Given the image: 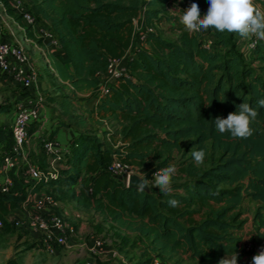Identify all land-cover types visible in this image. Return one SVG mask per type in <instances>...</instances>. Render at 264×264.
I'll return each instance as SVG.
<instances>
[{
	"label": "trees",
	"instance_id": "16d2710c",
	"mask_svg": "<svg viewBox=\"0 0 264 264\" xmlns=\"http://www.w3.org/2000/svg\"><path fill=\"white\" fill-rule=\"evenodd\" d=\"M4 1L10 14L16 15L10 0ZM29 1V10L46 19L57 36L62 53L56 55L55 68L76 89L97 87L111 58L127 59L126 73L100 96L96 108L102 118L109 115L122 123V143L118 132L109 145L80 131L63 158L60 176L48 181L47 187L94 210L105 222L147 237L157 258L166 264L164 257L172 260L181 253L198 264H216L234 254L240 258L242 236L236 231L244 221L238 222L236 211L246 197L261 200L264 208V107L258 104L264 99V40L257 39L251 54L259 63L254 67L227 32L209 28L189 34L180 21L182 15L171 14L167 6H179L183 14L196 0ZM199 3L205 15L208 0ZM255 3L264 9V0ZM140 14L143 25L156 31L146 32L136 42L134 21ZM162 22L170 23L177 40L157 32ZM211 33L222 50L207 46L205 36ZM243 102L258 112L253 135L234 139L230 133H219L215 118H226ZM6 111L9 108L0 104V113ZM0 139L5 147L13 142L7 124L0 126ZM184 139H190L188 150L202 149L207 155L210 146L219 157L206 169L193 163L182 166L187 179L173 182L170 194L156 187L146 192L128 186L111 170L116 159L145 167L164 157L166 149H181ZM168 162L165 158L154 171ZM88 181L91 190L81 187ZM21 189L22 195L0 193V217L24 199L26 191ZM170 199L180 201L179 206L170 207ZM5 228L11 226L7 223ZM154 258L141 264H151ZM5 264L22 262L13 255Z\"/></svg>",
	"mask_w": 264,
	"mask_h": 264
},
{
	"label": "rangeland",
	"instance_id": "374dc122",
	"mask_svg": "<svg viewBox=\"0 0 264 264\" xmlns=\"http://www.w3.org/2000/svg\"><path fill=\"white\" fill-rule=\"evenodd\" d=\"M21 1V8L29 9L31 7V2L29 0H19ZM6 5L4 0H0V32L9 33L12 42H21L25 47L26 53L28 54L32 64L34 65L37 74L41 70H47L45 68L44 61L42 60L40 54L34 56H39L40 59H35L31 56L30 49L35 43L29 41L27 44V38L25 34L28 32L23 31L19 27L17 22H20V15L16 13L13 17ZM168 12H175L177 14L183 15L179 9V6L169 5ZM35 14V13H34ZM37 23L39 25V30L43 27L48 29L50 33L57 39L56 34L53 33L50 23L44 20L38 14H35ZM136 27L137 39L139 42L140 37L144 34L145 25L141 27L138 23ZM46 26V27H45ZM140 27V29H139ZM144 28V29H143ZM157 32L161 33L165 38L170 40H177L178 35L172 29L169 22H162L157 27ZM21 34V37L19 36ZM38 38L35 39L37 44H42L44 39L36 33ZM228 38L232 37V42L236 43L240 37L236 33H226ZM206 44L213 47L215 50H222L223 46L217 44V37L211 33L205 36ZM26 40V41H25ZM46 43H48L46 41ZM48 46H56L54 43L48 44ZM225 49V48H224ZM238 49L241 50L239 47ZM47 52V51H45ZM247 62L254 67H258L259 63L255 61L254 55H248ZM264 74V72H262ZM47 75H51L47 72ZM113 79L101 78L100 84L93 88L90 92H84V94H75L72 90L64 89L62 84L56 83L55 86L61 89L62 94L65 97L72 99L69 105L70 113L87 119L86 127L91 131L92 134L98 136L103 142L113 145L114 138L112 134L119 133L120 136L117 137L119 143H122V123L114 120L113 118L107 117L102 119L96 113V107L100 101V96L102 93V88L108 85L115 84ZM104 90V88H103ZM40 91V90H39ZM22 92L21 87L10 85L0 82V104L7 106L9 111L0 113V126H3L5 122L12 120L14 113H16L19 101L15 99V94ZM44 96L45 101L47 98H59L60 96L51 95L47 90L40 91ZM47 94V95H46ZM48 96V97H47ZM74 98V99H73ZM60 100V99H59ZM74 100V101H73ZM66 101V100H65ZM62 105L59 103V107ZM63 108V106H62ZM13 114V115H9ZM98 116V117H97ZM190 139H184L181 142V149H166L164 157L158 161H154L145 167H132V171L135 174L143 177L151 187H156L154 182L153 174L157 167V164L163 161L165 158L169 160L167 166H174L176 169V174L173 176V182H181L187 179L185 173L181 171V167L193 163L196 167L200 169L209 168L214 161L219 157L218 154H214L212 148L209 146V152L205 156L203 163L197 164L194 159L191 160L190 156L195 150L189 147ZM10 148L14 147V141L10 143ZM45 156L42 146H37L35 151L29 150V157L32 162H35L39 166H48L49 160L44 163ZM116 158V157H114ZM61 160L58 161L60 163ZM62 162H64L62 160ZM118 162V161H117ZM23 166V165H21ZM166 166V167H167ZM165 168V167H164ZM163 168L159 169L162 170ZM158 171V170H157ZM172 182V183H173ZM86 187V185H84ZM159 189L158 187H156ZM53 191L56 199L55 211L65 217L68 222L73 225V230L69 238V242L65 246H59L57 249H48L42 240L37 239L33 235V232L26 226L12 227L7 229L5 227L0 228V264L4 263L5 260L13 255H18L22 264H141L145 259L156 257L157 253L153 250L151 246V241L145 236H140L138 233L131 232L125 228H121L114 223L105 222L102 216L95 211L86 208L83 205L78 204L71 198L64 197L55 187H50L49 191ZM259 201H254L247 198L244 204L240 207L239 221H244V212H251L252 210H258L260 206ZM207 210V209H205ZM22 211V210H21ZM23 212V211H22ZM21 213V212H20ZM15 213L12 217L18 219H26L24 214ZM236 214V213H235ZM251 214V213H250ZM98 242L101 244L99 245ZM167 264H198L193 260L187 259V256L182 253L177 255L174 259L164 257ZM163 261V259H162ZM153 263V260L151 262Z\"/></svg>",
	"mask_w": 264,
	"mask_h": 264
},
{
	"label": "built area",
	"instance_id": "2783aa9c",
	"mask_svg": "<svg viewBox=\"0 0 264 264\" xmlns=\"http://www.w3.org/2000/svg\"><path fill=\"white\" fill-rule=\"evenodd\" d=\"M10 4L30 28L36 27V33H39V36L45 42L58 45V39L48 29L43 27L39 30L33 11L24 7L21 8V1L19 0H10ZM134 22L137 26V19ZM153 31H156L154 26H146L140 39H144L146 32ZM201 31L196 33H201ZM256 45L257 38L254 36L239 40V47L244 54L249 52L252 54ZM126 61V57L111 58L109 71L104 78H111L114 82H117L118 78L126 73ZM0 71L11 76L27 94V97L19 104L12 120L7 124L12 131L14 147H5L4 141L0 139V193L15 192L22 195L23 190L21 188L24 187L25 197L19 202L18 207L26 212L25 218L27 220H21L12 217V215H7L5 218L0 217V228L5 227L7 223L12 227L25 226L26 224L28 229L36 233L38 239L42 240L48 249L54 250L59 246H65L69 242L73 225L55 211L56 197L53 191H49L47 182L60 176L61 169L65 167L62 160L65 154L71 151V148L62 150L57 139H45L43 149L45 157L50 162L49 165L42 167L30 160L27 148L30 135L29 128L32 122L41 118L45 98L36 89L38 74L26 53L25 47L21 42L15 43L4 39L1 32ZM109 86L103 87L104 90L102 88L101 96L108 92ZM59 160H61L60 163H58ZM111 170L117 176H120L126 182V185L129 184L130 177L133 174L131 165L124 164L116 159L111 165ZM16 179L19 181V187H16ZM39 183L42 185L38 190H35ZM98 244L101 243L98 242ZM244 248L247 251H252L254 244L246 241ZM153 263L166 264L160 258H154Z\"/></svg>",
	"mask_w": 264,
	"mask_h": 264
},
{
	"label": "crops",
	"instance_id": "0c3cea01",
	"mask_svg": "<svg viewBox=\"0 0 264 264\" xmlns=\"http://www.w3.org/2000/svg\"><path fill=\"white\" fill-rule=\"evenodd\" d=\"M169 5H172V4H169ZM169 5L167 6V10H169ZM170 13L171 14H177L175 12H170ZM142 15L143 14H140L138 16L139 18H137V24L139 23L143 27L144 25L142 22ZM13 17H15V16H13ZM44 20L47 22L46 19H44ZM17 24H19V27L22 28L23 31L28 32V34H25L26 37H28L26 39L27 44H29V41H32V43H35V45H33L30 49V54H31V50L33 51L31 56L35 57V59H40L39 56H34V55H36V54L41 55V53L43 55V56H41V58L44 61L45 68L47 70H45V71L41 70L40 73L38 74L37 83L35 85L36 89H38L40 91L47 90V94L49 92H51L52 93L51 95L60 96L59 98H50V99L47 98L45 101V105L42 108L41 118L38 121L32 122V125L29 128L30 129L29 130V132H30L29 140L27 142L28 151L29 150L35 151L37 146L43 147V141L45 139H57L60 143V148L62 150H65L66 148H71L72 142L80 134V131H86V132L88 131L90 133H91V131L86 127L87 119L70 113L69 105L68 106H66V105L70 104V102H68V101H71L72 99L65 97V94H62V92H61L62 90L57 88L55 86V84L56 83L62 84L64 89L69 90V91L72 90L75 94H77V93L78 94H84V92H90L93 88L92 89H76L70 83L69 80H66L65 78H63L59 74V72L55 68L56 55L62 53V50H61L59 43H58V45L53 46V47L52 46L49 47L48 46L49 43H46L45 41H42V44H37V42L35 41V39L38 38V35L36 34V30H35L36 27L30 28L28 26V24L25 21H23L21 18H20V22L18 21ZM137 26H135V27H137ZM19 36L21 37L20 33H19ZM3 38L8 40V41L11 40V36L9 33L8 34L4 33ZM45 51H47V52H45ZM249 54H250V52L246 55H249ZM66 66L70 71H72V67L68 62H67ZM47 72H50L51 75L50 76L47 75ZM0 82L6 84L7 86L15 85V86L20 87L19 84H17V82H15L11 76H9L7 73L1 72V71H0ZM14 97L16 100L19 101V104H20L25 99V97H27V94H26V92L23 91V93L19 92V93L15 94ZM59 103L63 106V108H62V106L59 107ZM96 113H97V111H96ZM9 115L11 116L13 114H9ZM98 116L100 118H102L99 114H98ZM107 117H110V116L108 115ZM107 117H105V118H107ZM105 118H102V119H105ZM8 122H5L4 124H8ZM43 152H44V149H43ZM43 157H45V156L43 155ZM47 160L48 159L46 158L44 163L47 162ZM11 174H13V173L11 172ZM83 185H86V188L88 190H91V182L90 181L81 185L82 188H85ZM247 198H250L254 201H259L261 203L259 206L261 216L257 217V211L258 210H252L251 212L250 211L244 212V214H245L244 224L240 230L236 231L238 235L242 236V243H241V249H242L241 254L242 255L239 258L238 264H252V258L255 255H257L259 252L264 251V224L262 222V218H264V208L261 207V206H263V202L261 200H255L251 197H246L244 199V201ZM244 201L240 205V207L244 204ZM240 207H239L238 211H236V213H238V215H239V213H241ZM15 211H16V213L21 212L20 214L26 215V212L24 210H22L23 211L22 212L18 206L16 208L11 209V211L7 215L11 216L15 213ZM33 235L36 236V238L38 239V235L36 233H33ZM246 241H250L254 244V248L252 251L245 250L244 244ZM183 255H185V254H183ZM232 256L233 255H228V256H225L224 258L228 257L230 259ZM7 260H8V258L2 264H5ZM216 264H219V263H216Z\"/></svg>",
	"mask_w": 264,
	"mask_h": 264
},
{
	"label": "clouds",
	"instance_id": "9594fccd",
	"mask_svg": "<svg viewBox=\"0 0 264 264\" xmlns=\"http://www.w3.org/2000/svg\"><path fill=\"white\" fill-rule=\"evenodd\" d=\"M208 5L205 15H201L199 0L183 11L180 21L189 34L214 28L221 33H236L244 39L254 36L258 40H264V9H261L255 0H208ZM258 104L264 107V99H260ZM257 116V110L243 102L237 106L236 112L229 113L226 118L216 117L214 124L221 134L230 133L234 139H247L254 133L252 124ZM205 155L202 149L192 153L198 165L203 163ZM175 174L176 169L171 165L156 171L153 174L155 186L163 194H170ZM142 183L146 186V182ZM168 204L170 207H178L180 201L170 199ZM238 259V254H234L230 259H221L219 264H238ZM252 264H264V251L252 258Z\"/></svg>",
	"mask_w": 264,
	"mask_h": 264
},
{
	"label": "water",
	"instance_id": "95a60500",
	"mask_svg": "<svg viewBox=\"0 0 264 264\" xmlns=\"http://www.w3.org/2000/svg\"><path fill=\"white\" fill-rule=\"evenodd\" d=\"M142 181L146 182V186H145V183H142ZM128 185L132 186V187H135V188L143 189L146 192L150 191V186L147 183V181L143 177H141L140 175L135 174V173H133L131 175Z\"/></svg>",
	"mask_w": 264,
	"mask_h": 264
}]
</instances>
